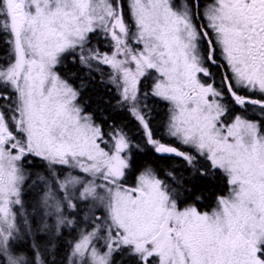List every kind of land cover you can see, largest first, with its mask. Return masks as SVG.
I'll return each mask as SVG.
<instances>
[{
	"label": "snow or ice",
	"instance_id": "snow-or-ice-1",
	"mask_svg": "<svg viewBox=\"0 0 264 264\" xmlns=\"http://www.w3.org/2000/svg\"><path fill=\"white\" fill-rule=\"evenodd\" d=\"M0 264H264V0H0Z\"/></svg>",
	"mask_w": 264,
	"mask_h": 264
},
{
	"label": "trees",
	"instance_id": "trees-1",
	"mask_svg": "<svg viewBox=\"0 0 264 264\" xmlns=\"http://www.w3.org/2000/svg\"><path fill=\"white\" fill-rule=\"evenodd\" d=\"M160 117L157 118V121H159ZM119 122V121H118Z\"/></svg>",
	"mask_w": 264,
	"mask_h": 264
}]
</instances>
